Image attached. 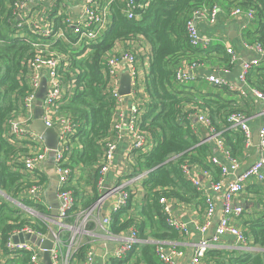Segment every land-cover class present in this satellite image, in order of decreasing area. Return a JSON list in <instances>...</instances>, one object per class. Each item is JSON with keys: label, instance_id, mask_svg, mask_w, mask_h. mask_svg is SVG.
Instances as JSON below:
<instances>
[{"label": "trees", "instance_id": "1", "mask_svg": "<svg viewBox=\"0 0 264 264\" xmlns=\"http://www.w3.org/2000/svg\"><path fill=\"white\" fill-rule=\"evenodd\" d=\"M218 1L226 2L231 9L236 6L244 10L254 9L255 20L258 22L256 41L264 45V0H137V4L147 2V6L134 10L138 14L136 18H128L123 12L125 0H112V23L103 37L92 45L88 58H77L71 46L62 41L53 45L64 53L70 52V59L64 64L67 66L70 62L69 68L76 74L75 91L60 106L61 111L71 115L78 123L77 132L70 142L72 167L98 166L104 154L105 141L113 136L117 105L108 86L105 65L107 57L111 56L118 43L129 48L130 42L137 50L140 49L136 52L138 60L143 62L146 56L149 57V66L143 84L140 85L141 90L146 93L142 105L141 129L151 137L153 146L147 152L134 151L138 154L140 167L149 171L143 179L146 198L141 215L144 221L138 223L132 213L134 206L132 192L129 190L127 206L112 214L109 229L113 234L126 233L136 227L142 235L148 225L150 236L155 241L178 240L184 232L166 222L160 198L166 197L171 203H192L195 199H199L200 204L206 203L204 195L187 179L182 168L184 164L208 168L214 180L219 179L220 169L209 162V155L218 154L213 143L208 140L199 144L202 141L196 132L197 127L202 128L196 120L199 111L209 115L235 156L241 160L250 157L246 154L243 132L231 128L228 121L232 113L241 111L222 100V94L230 91L228 87L214 85L221 90L219 94H199L194 92L195 86L191 82L179 83L176 80L177 69L183 60L200 62L204 61L203 55L215 52L225 63L230 61L224 41L217 39L206 48H195L188 40L186 20L199 7ZM10 14L6 0H0V189L18 199L19 193L31 185L33 177L40 183H48L49 177L43 170L36 169L34 175L25 170L23 157L28 154L32 141L17 142L14 136H9L8 121L21 112L24 97L29 90L28 61L34 55L29 39L15 36V19ZM143 45L148 46L146 55L142 54ZM254 69L248 80L264 90V67ZM252 75L258 76L257 80ZM65 77L70 81L69 73ZM140 96L143 98V94ZM97 179L98 176L95 184ZM93 187L96 192L94 185ZM75 195L77 202L74 212L91 208L100 197L93 194L82 200L76 191ZM257 202L261 207L252 218L245 220L244 232L255 243L264 246V199L261 197ZM13 203L0 198V264H32L29 251H10L6 243L15 230L25 226H32L45 233L49 232V226L43 218L30 214ZM22 203L33 207L42 215L51 214V209L45 204L27 199ZM74 219L68 217L66 222L74 224ZM96 225L91 219L87 222L86 229L95 231ZM69 237L70 231L64 230L62 240L66 243ZM93 240L91 234L84 235L69 264H82L87 250L93 247ZM137 248H142L140 260L145 264H164L156 255L155 243L137 244L134 249ZM227 256L226 250L211 248L204 258L212 264H264V254L261 251H244L240 256L230 255L229 259ZM111 264H125V261L112 258Z\"/></svg>", "mask_w": 264, "mask_h": 264}, {"label": "built area", "instance_id": "2", "mask_svg": "<svg viewBox=\"0 0 264 264\" xmlns=\"http://www.w3.org/2000/svg\"><path fill=\"white\" fill-rule=\"evenodd\" d=\"M8 10L11 12L10 17L15 19V36L29 39L28 42L34 48V55L28 61V93L23 100V108L18 115L9 119L10 127L9 136H14L18 141H32L33 145L27 155L23 157L25 170L34 175V171L43 170V163L51 155L49 148L45 145L39 134L30 128L34 119L35 105L37 103L36 93L40 88L44 76L48 79V90L46 97L42 102L43 106V121L46 127L58 129V147L53 152V160L56 174L58 175V191L57 197L60 202L58 215L55 220L48 218L47 215H42L36 209L22 202L20 205L27 211L39 216L47 221L49 232L53 227H56L55 245L51 250V258L53 264H69L70 258L83 240L84 234H91L86 229L87 222L93 216L99 217L100 228L105 230L110 227L112 214L127 206L130 199L129 188L136 178H124L112 187L109 191L101 194L96 203L87 210L74 212L77 202L74 189L72 187V176L74 167L71 165V137L77 132L78 123L74 118L61 111L60 106L66 97H70L75 91L76 74L69 68L70 62L66 66L64 62L70 59V52L64 53L53 47L57 41H62L66 45L71 46L72 52L79 59H86L92 52V45L97 43L105 34L112 23L111 5L112 0H6ZM124 13L128 18L137 17L135 9L146 7L144 4H137V0H125ZM74 6L80 7V13L77 15L73 11ZM244 11L242 7L236 6L230 10V15H237ZM220 12L218 3L205 4L194 10L190 17L186 20V28L188 33L189 43L197 48H206L210 46L218 38L212 35L202 36L198 29L197 17H206L211 23H215ZM246 12L250 17L255 18L256 11L247 9ZM129 48L113 50L111 56H108L105 62L106 73L108 76V86L112 95L116 99L117 108L115 110L113 124V136L105 141L104 154L101 157L99 164L100 171L106 172L113 161L114 153L117 148L119 138L123 129H127L132 137V147L134 150L143 152L149 151L153 146L151 137L141 129V113L143 100L128 98L131 95L137 94L141 90V81L139 79V67L136 52L139 50L130 42ZM247 48L264 55V45L260 42H247ZM227 53L230 55L229 63L220 68V75L210 74L206 76L210 83L216 86H227L238 92L240 96L251 95L258 102H261V115L263 122L259 130L260 144L256 159L240 174H237L241 165L247 160H241L235 156L228 148L225 140L221 136V131H217L208 114L199 111L196 114V120L209 132V137L202 140L199 144L210 140L218 154L209 155V162L220 169L219 179H213L212 172L208 168L199 166L182 165L183 172L187 179L194 187L205 196L207 205V223L200 228L202 233L208 230L211 224L212 216L215 213L216 203L211 195H206L202 178L213 179L211 189L222 197V216L215 228L211 238L204 237L196 244L191 255V264H201L208 250L215 247L222 237L226 234L235 235L242 243L247 241V235L244 230L239 229L231 223L232 217H238L244 212V208L234 204V199L246 187V184L251 180H258L264 183V90L258 88L249 82L248 76L250 72L260 64L258 58L244 61L239 80L242 83L241 87H234L228 83L225 75L229 73L228 65L238 61V56L232 46L227 45ZM143 50V48H142ZM187 66L179 68L176 72V80L179 83H186L195 78V75L190 71H195L200 63L196 60H191ZM128 71L132 77L133 91L130 95L124 96L119 93L121 75ZM70 74V81L66 79V74ZM129 104L128 117L122 114V105ZM230 127L240 129L245 137V150L248 156H252L253 130L250 126V120L246 114L241 111H236L228 117ZM81 147V144L78 143ZM249 157V158H250ZM197 168H200L199 170ZM32 184L28 187L27 196L34 202L45 204L44 189L48 183H40L37 179H31ZM113 199L112 201H110ZM160 203L163 206V212L166 222L176 229L188 233L186 223L176 217L171 209V202L166 197L160 198ZM46 205V204H45ZM106 205L108 214L101 216V211ZM47 206V205H46ZM51 209V208H50ZM68 217H74V224L66 223ZM95 221V220H94ZM64 230L70 231V237L65 243L62 238ZM30 235V238L43 240L48 233L42 232L32 226H25L22 229L15 230L9 237L6 247L10 251L26 250L29 251L32 264H45L42 260L43 250L32 242L30 239H25L24 242L16 243L13 236L19 233ZM139 229L132 227L128 235L121 240L112 250L106 252L102 259V264H111L112 258L123 260L129 256V253L134 251L135 246L139 243ZM156 255L164 264H178L177 258L184 256V252L172 247L169 252H166L164 245L159 242L156 244ZM96 248L91 247L87 250L86 256L82 264H96Z\"/></svg>", "mask_w": 264, "mask_h": 264}, {"label": "crops", "instance_id": "3", "mask_svg": "<svg viewBox=\"0 0 264 264\" xmlns=\"http://www.w3.org/2000/svg\"><path fill=\"white\" fill-rule=\"evenodd\" d=\"M216 3H218L219 5L220 12L215 23H211L206 17H197L196 23L202 36L212 35L224 41L226 46L230 45L234 48L235 53L238 56V61L233 64L230 63V65H228L230 71L225 75V78L232 86L241 87L242 83L239 80V74L241 72L244 61L252 60L250 58L255 56V58H258L260 61V64L258 66L264 67V55H261L245 46L247 42L256 41L258 22L255 20L256 18L250 17L246 10L232 16L229 14L231 9L229 4L224 1H218ZM74 8H79V6H74L73 11ZM123 47L124 45L122 43H118L116 48L121 49ZM142 48V54L146 55L148 52V46L143 45ZM228 56L230 57L229 54ZM203 60L204 61L199 62L200 66L195 71H190V73L192 72L195 75V78L186 83L191 82L190 84H194L195 93L219 94L221 90L215 87L213 83H210L207 80L206 76L210 74L220 75V68L227 63H225V61H222L221 56L215 52L203 55ZM148 61V56L145 57L143 62L140 61V59L138 60V67L140 70L139 79L141 81V85L143 84V80L149 66ZM186 61L190 62L191 60H183L180 65H182V67L187 66L188 63H186ZM258 66H256L255 69ZM254 78L255 80H257L258 76ZM228 89L230 90L228 91V94H222L223 99H221L227 101L233 107L236 106V108H239L241 112L246 114L250 120V126L253 131L260 127L263 122V117L261 115V102L256 101L251 95L240 96L237 91L232 90L229 87ZM140 94H143V98L140 96ZM128 98H137L144 101L145 96L142 91H139L137 94L131 95ZM128 113L129 104L125 103L124 105H122V114L125 116V118H127ZM199 125L202 128L197 127L196 132L199 133V137L201 138V140H204L209 137L210 134L208 130L205 129V127H203L200 123ZM132 142L133 140L131 135L128 133V130L123 129L114 153L113 161L111 162L108 170L106 172H101L99 165L94 168H87L85 166L76 165L74 166L72 176V187L74 189V192L76 191V194L83 200L93 194L99 197L101 194L109 191L112 187L117 185L118 182L124 180V178H136L129 190H131L132 192V205L134 206V208L132 209V213L138 219L137 222L141 224L144 221L141 215V211L143 210V206L145 205L146 198V191L143 187V179L146 177L149 171H147V169L141 168L138 164V154L134 152L135 150L132 147ZM256 151H258V148L254 145V147L252 148V153L254 154ZM51 156L52 155H50L43 163V172L47 175L49 169L54 168L55 170L54 160L53 165L49 163V158ZM197 169L199 170L200 168ZM95 175L98 176L97 184H95ZM92 177H95V179H92ZM213 179L207 180L205 177L202 178L204 188L206 190L205 194L211 195L216 203V209L214 215L212 216L211 224L215 222V217L219 216V213L223 214L222 197L220 194L213 192L210 187L211 182L214 181ZM33 180H35L34 177L32 178V181ZM49 185L50 177L48 185L44 189V201L47 205V208L52 209L50 202L47 199ZM93 185L96 188V192ZM27 190L28 189L19 193L18 199H14L7 192H5V190L0 189V198L3 197L5 200L10 199L12 201H17L18 203L22 202L24 199L32 200L31 198H28ZM261 197L264 199V183L258 180L249 181L246 184L245 189L234 199V204L242 206L244 208V212L238 217H232L231 223L239 229L245 230V220L248 218H252L255 212L260 209L259 207H261V204L257 201ZM112 200L113 199H111L110 201ZM202 205L203 204L199 203V199H195L192 203L178 201L172 202L171 209L173 211V214L186 223L188 233H183L182 237L178 240L155 241L153 238H151V230L147 225L145 227L146 231L144 232V234L141 235V231L139 229L140 241L138 244H144L148 242L157 244L161 242L164 245L166 252H169L172 247H177L184 252V256H180L176 259L177 263L191 264L190 258L196 244L200 241L201 238L208 236L210 232L211 224L208 226V230L205 233H202L200 230V228L204 226L208 221L207 205L206 203L203 206ZM101 211H103V214H101V216H105L109 212L106 205H104ZM93 218L95 220V223L97 224V227L95 231H90L91 235L94 237L92 246L96 248V264H102V259L106 255V252L112 250L118 243H120L121 240L128 235L129 231L122 234H113L110 231L109 227H106L105 230L99 227V217L93 216ZM219 220L217 221L216 218L217 222H215L214 231ZM213 248L226 250L228 253V259L230 255L240 256L244 251H261L264 254V246L255 243L252 238H249L247 236V241L245 243H242L235 235L232 234L224 235L220 242ZM100 249H102V253L101 255H98ZM141 251L142 248L141 250L140 248H137L136 250L134 249V251L129 253V256L124 259L125 264H145L144 262H142V260H140ZM214 263L215 262H213V264ZM201 264L212 263H209L208 261H206V258H203Z\"/></svg>", "mask_w": 264, "mask_h": 264}, {"label": "water", "instance_id": "4", "mask_svg": "<svg viewBox=\"0 0 264 264\" xmlns=\"http://www.w3.org/2000/svg\"><path fill=\"white\" fill-rule=\"evenodd\" d=\"M75 13L78 15L80 13V7L74 8ZM232 37V36H231ZM233 38V37H232ZM255 58L252 57L250 59ZM48 90V79L46 76L43 77L42 83L40 85V88L38 89L36 96L38 98L37 103L35 105V111H34V119L30 125V128L35 131L37 134L41 136L43 139L45 145L49 148L50 154L52 155L49 158V163L53 165V152L58 147V129L53 127H46L44 121H43V106L42 102L46 97V93ZM133 86H132V77L128 71L124 72L121 75L120 78V87H119V93L124 96H128L132 93ZM261 127V126H260ZM260 127L255 129L253 131V143L254 145L259 148L260 139H259V130ZM258 155V151H256L245 163H243L238 170L237 174H240L242 171H244L249 165L252 164V162L256 159ZM51 168V167H50ZM48 175L50 177V185L47 192V199L50 202V205L52 207L51 214L48 218L55 220L58 215V209L60 206V202L57 197V191H58V175L56 174L54 168L48 170ZM222 216V213H219V216L215 217V222L219 220V218ZM217 218V221H216ZM215 222H213L210 225V232L208 236L204 237L205 239H209L214 234V226ZM13 239L16 243L18 242H24L25 239H30L32 242H35L36 245L40 247V249L43 250L42 257L45 264H53L52 258H51V250L53 249L55 245V239H56V227H53L52 230L48 233L47 237L45 239L36 240L35 237L32 239L30 238V235H24V233H19L18 235L13 236ZM102 249L99 250L98 255H101ZM101 264V263H99Z\"/></svg>", "mask_w": 264, "mask_h": 264}, {"label": "rangeland", "instance_id": "5", "mask_svg": "<svg viewBox=\"0 0 264 264\" xmlns=\"http://www.w3.org/2000/svg\"><path fill=\"white\" fill-rule=\"evenodd\" d=\"M8 200H10V199H8ZM11 202H14L13 204L14 205H16L17 207H19V208H22V209H24V207L22 206V205H20L17 201H12V200H10ZM24 210H26V209H24ZM27 211V210H26ZM27 212H29V211H27ZM30 213V212H29ZM30 214H32V213H30ZM34 214H36V213H34ZM33 214V215H34Z\"/></svg>", "mask_w": 264, "mask_h": 264}]
</instances>
